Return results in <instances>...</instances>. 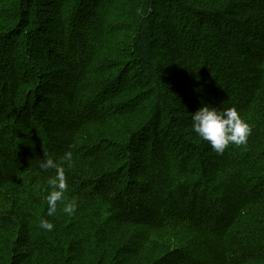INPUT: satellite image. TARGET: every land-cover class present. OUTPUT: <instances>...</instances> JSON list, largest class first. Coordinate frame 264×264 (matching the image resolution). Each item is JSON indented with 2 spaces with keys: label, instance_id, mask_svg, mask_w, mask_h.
I'll use <instances>...</instances> for the list:
<instances>
[{
  "label": "trees",
  "instance_id": "trees-1",
  "mask_svg": "<svg viewBox=\"0 0 264 264\" xmlns=\"http://www.w3.org/2000/svg\"><path fill=\"white\" fill-rule=\"evenodd\" d=\"M0 264H264V0H0Z\"/></svg>",
  "mask_w": 264,
  "mask_h": 264
},
{
  "label": "clouds",
  "instance_id": "clouds-1",
  "mask_svg": "<svg viewBox=\"0 0 264 264\" xmlns=\"http://www.w3.org/2000/svg\"><path fill=\"white\" fill-rule=\"evenodd\" d=\"M192 121L194 132L200 138L209 142L213 150L218 154H223L230 145H246L252 133V126L239 114L235 107L221 110L203 106L192 115ZM42 161L39 165L41 169L57 170V175L48 180V185L51 189L47 196L49 203L48 215L52 216L57 211V204L63 203L69 185L62 167L50 158H44ZM72 161L73 154L67 152L63 158V163L71 166ZM74 209L75 201L73 200L63 207L62 211L72 214ZM40 228L51 232L54 224L47 220H41Z\"/></svg>",
  "mask_w": 264,
  "mask_h": 264
},
{
  "label": "rangeland",
  "instance_id": "rangeland-1",
  "mask_svg": "<svg viewBox=\"0 0 264 264\" xmlns=\"http://www.w3.org/2000/svg\"><path fill=\"white\" fill-rule=\"evenodd\" d=\"M125 23H127V22H125ZM126 31V32H125ZM125 31H123V33H122V35H121V37L119 38V42H122V40L123 41H125L126 43H128L129 41H130V39H131V37H132V33H131V31L133 32V30H132V27H128V26H126V29H125ZM124 37V38H123ZM120 55H122V53L121 52H117L116 53V58H119V56Z\"/></svg>",
  "mask_w": 264,
  "mask_h": 264
},
{
  "label": "bare ground",
  "instance_id": "bare-ground-1",
  "mask_svg": "<svg viewBox=\"0 0 264 264\" xmlns=\"http://www.w3.org/2000/svg\"><path fill=\"white\" fill-rule=\"evenodd\" d=\"M2 255V254H1Z\"/></svg>",
  "mask_w": 264,
  "mask_h": 264
}]
</instances>
